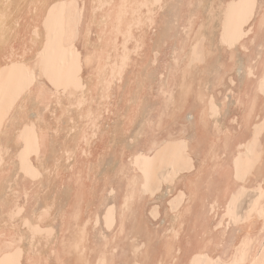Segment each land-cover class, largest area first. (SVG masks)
<instances>
[{
	"label": "bare ground",
	"instance_id": "obj_1",
	"mask_svg": "<svg viewBox=\"0 0 264 264\" xmlns=\"http://www.w3.org/2000/svg\"><path fill=\"white\" fill-rule=\"evenodd\" d=\"M0 79V264H264V0H0Z\"/></svg>",
	"mask_w": 264,
	"mask_h": 264
},
{
	"label": "snow or ice",
	"instance_id": "obj_2",
	"mask_svg": "<svg viewBox=\"0 0 264 264\" xmlns=\"http://www.w3.org/2000/svg\"><path fill=\"white\" fill-rule=\"evenodd\" d=\"M55 7V6H54ZM51 15V13L49 14ZM39 31V29H37V32ZM48 50L45 47L43 51L39 52V56L37 57V64L39 66V70H40V74L43 76L45 74H47L49 77H51V73L48 71L49 69V58H48ZM26 55V53H25ZM39 81L37 80V74L35 72H29L28 73V86H32L34 84H38ZM3 89H4V85H3V81L2 79H0V94L3 93ZM260 131L261 133H264V125H261L260 127ZM261 159H264V154L261 155ZM256 163L254 158H251L248 160L247 162V168L251 169L254 164ZM235 179L236 180H240L241 179V173H240V159L237 158L236 160V172H235ZM238 200V196L234 195L233 196V201L232 203L229 204V209L228 211L225 213V215L230 216V217H234V213L232 211V205L237 202ZM212 210L215 211V205H213ZM261 212L262 214H264V207L261 208Z\"/></svg>",
	"mask_w": 264,
	"mask_h": 264
}]
</instances>
